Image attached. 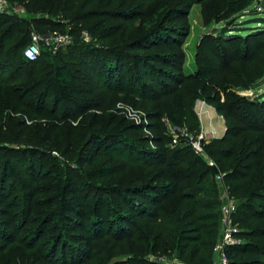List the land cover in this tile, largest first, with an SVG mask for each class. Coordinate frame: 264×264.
Instances as JSON below:
<instances>
[{"label":"trees","instance_id":"obj_1","mask_svg":"<svg viewBox=\"0 0 264 264\" xmlns=\"http://www.w3.org/2000/svg\"><path fill=\"white\" fill-rule=\"evenodd\" d=\"M127 1L20 0L21 5L33 14L30 19H21L10 12L0 13V115H9V108L5 106L13 100H16V107L33 111L39 118H56L57 123L65 124L78 115H86L98 105L89 103L84 97L86 89L81 87L82 78L78 73L82 68L111 92H129L146 99L167 94L172 88L171 82L162 77L159 69L163 70L161 64L170 61L160 53L148 50L157 46L159 40L166 39V43H171L170 37L175 29L161 24L168 20L170 11L163 19L159 17L150 31L128 43L113 45L118 26L106 25L107 22L122 18L134 25L141 18L134 8L128 10L116 6L123 2L127 4ZM86 29L97 32V44L73 45L69 56L62 50L52 53L45 49L36 60H29L24 55L34 33L47 34L58 30L80 37ZM240 100L244 103L218 105V112L225 114L227 122L234 120L238 124L229 126L224 137L213 140L209 148L218 164L219 174H223L229 196L238 199L236 221L243 229L245 241L229 250L231 264H264V98L253 102L244 97ZM245 106L250 109L241 111ZM16 107H10V111ZM185 112L195 117L192 111ZM126 122L118 116L104 122L94 120L90 136L78 153V163L87 167L92 182L100 184L114 178V156L146 168L166 165L156 174V178H166L163 183L146 181L135 186L119 185L113 186L111 191L128 201L127 208L136 221L146 223L133 229L125 224L136 221L132 217H122L113 230L114 223L108 225L99 217L100 220L96 219L93 225L81 222L68 225L69 221L76 220L74 216L83 215L81 197L70 183L76 188L80 185L73 181H69L61 193L51 187L56 196L52 211L54 218L64 220L68 229L65 233L74 238L80 236L72 233L74 230H89L93 226L94 241L105 240L112 244V253L97 260L101 264H161L149 260L148 255L152 254L176 257L192 264H210L213 245L219 234L222 204L214 189L215 167L195 154L189 160L183 156V148L173 151L168 160L163 150L143 144V137L133 138L140 128ZM255 131L263 135L262 140L244 135ZM20 173L34 180L52 178L53 186L61 184L64 176L63 171L55 174L50 158L43 150L0 148V196L4 200L17 190L23 175ZM169 196L176 198L162 205ZM29 204L28 195L22 206ZM100 207L104 211V202H100ZM110 212L115 214L116 207ZM3 224L0 221V238H10ZM46 229L44 222L37 229V237ZM190 230L200 236L194 237ZM132 239H135L133 249H129V244L120 245ZM49 244V264H92L95 261L96 256L89 248L80 249L72 244L68 248L69 243L62 242V236L58 234ZM119 254L128 258L112 262ZM55 258L61 259L55 261ZM35 264L42 263L35 260Z\"/></svg>","mask_w":264,"mask_h":264},{"label":"rangeland","instance_id":"obj_2","mask_svg":"<svg viewBox=\"0 0 264 264\" xmlns=\"http://www.w3.org/2000/svg\"><path fill=\"white\" fill-rule=\"evenodd\" d=\"M5 1L11 14L21 19H30L33 15L21 5L20 0ZM124 3L116 6L128 10L134 8L141 18L134 25L122 18L107 22L106 25L118 26L113 45L128 43L150 31L159 17L163 19L170 11L168 20L161 24L175 29L170 37L171 43H166V39L159 40V44L149 47L148 51H156L170 61L161 64L163 70H159L162 77L171 82L172 88L157 99L137 98L129 92L109 91L102 87V82L93 79L88 70L82 68L78 73L82 78L80 85L86 89L84 97L89 103L98 105L87 111L86 115H78L63 124L57 123L56 118H39L33 111L16 107V100L5 106L9 108V115H0V148L31 147L43 150L48 154L55 174L63 171L64 176L61 184L53 186L52 178L34 180L20 173L23 175L17 190L6 200L0 196V221L4 222V231L10 236L0 238V264H35V260L49 264V243L57 234L62 236V242L69 243L68 248L71 244L80 249L89 248L96 256L92 264H101L97 260L112 253V244L108 241L93 240L96 236L93 226L89 230H74L72 233L80 235L75 238L65 233L68 230L65 221L59 217L54 218L52 212L56 196L51 192V187L56 189V193H61L69 181L80 185L76 188L75 184L70 183L81 197L83 215L74 216L76 220H68V225L76 222L93 225L101 217L108 225L114 223L111 228L114 230L120 218L136 217L128 210V201L111 192L113 186H135L146 181L165 182L166 178H156V174L166 165L146 168L126 163L118 156L112 158L114 178L105 184L92 182L87 167L78 163V153L90 136L94 120L104 122L115 116L123 117L126 123L130 121L140 128L133 134V138L143 137V144L163 150L168 160L178 148L185 149L183 156L189 160L193 159L194 154L199 156L184 133L194 139L204 135L203 154L199 157L208 165L214 163L217 168L218 164L210 153L209 145L213 140L224 137L229 126L238 124L234 120L227 122L225 114L218 112V105L241 104L244 103L240 100L243 97L252 102L264 98V0H128L127 4ZM85 31L89 35L86 40V36L77 37L65 32L73 36L72 44L61 50L69 56L73 45L97 44V32ZM10 103V107H16L14 110L10 111ZM245 109L250 108L241 107V111ZM185 111H192L195 117ZM184 115L189 119H185ZM246 134L249 138L263 137L256 131ZM215 180L214 189L222 201L230 195L228 187L217 176ZM26 193L30 197V204L23 207V200L28 197ZM173 198L176 196H169L162 205ZM100 202H104V211L101 210ZM113 207L117 209L115 214L110 212ZM44 222L47 229L37 237V229ZM123 222L126 223V220ZM145 223L137 220L136 223L125 225L137 229ZM189 233L194 237L200 236L193 230ZM135 239L120 245L129 244V249H133ZM123 256L125 254L117 255L112 262L128 258ZM56 258L55 261L61 259ZM148 258L156 263H169L166 255L152 254Z\"/></svg>","mask_w":264,"mask_h":264},{"label":"built area","instance_id":"obj_3","mask_svg":"<svg viewBox=\"0 0 264 264\" xmlns=\"http://www.w3.org/2000/svg\"><path fill=\"white\" fill-rule=\"evenodd\" d=\"M10 12V7L5 0H0V13ZM86 39H89V35L86 31L82 34ZM73 36L70 33L61 31H53L47 34L34 33L31 43L26 47L24 55L29 60H36L42 54V49H49L53 53H57L61 49L72 44ZM184 136L188 138V142L192 144L195 152L202 157L204 135L197 138H193L184 133ZM186 138V139H187ZM210 166L215 167L214 163ZM219 180L223 181V174L219 172L216 174ZM228 195V193H226ZM238 212V201L230 196L224 197L220 206V221H219V234L212 249V258L210 264H231L232 259L229 254V250L235 246H239L244 243L245 239L242 235L243 229L236 221V214ZM167 264H192L183 261L176 257H169ZM165 264V263H164Z\"/></svg>","mask_w":264,"mask_h":264},{"label":"water","instance_id":"obj_4","mask_svg":"<svg viewBox=\"0 0 264 264\" xmlns=\"http://www.w3.org/2000/svg\"><path fill=\"white\" fill-rule=\"evenodd\" d=\"M219 172V170L216 168V173H218Z\"/></svg>","mask_w":264,"mask_h":264}]
</instances>
